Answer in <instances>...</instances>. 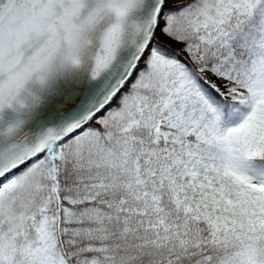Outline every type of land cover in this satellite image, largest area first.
I'll return each instance as SVG.
<instances>
[{
	"label": "snow or ice",
	"instance_id": "obj_1",
	"mask_svg": "<svg viewBox=\"0 0 264 264\" xmlns=\"http://www.w3.org/2000/svg\"><path fill=\"white\" fill-rule=\"evenodd\" d=\"M0 264H264V0H0Z\"/></svg>",
	"mask_w": 264,
	"mask_h": 264
}]
</instances>
